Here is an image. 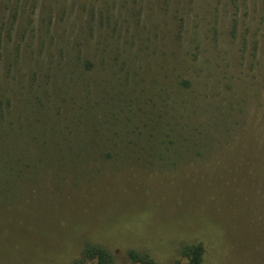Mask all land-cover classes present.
Wrapping results in <instances>:
<instances>
[{
    "label": "rangeland",
    "instance_id": "374dc122",
    "mask_svg": "<svg viewBox=\"0 0 264 264\" xmlns=\"http://www.w3.org/2000/svg\"><path fill=\"white\" fill-rule=\"evenodd\" d=\"M90 244L264 264V0H0V264Z\"/></svg>",
    "mask_w": 264,
    "mask_h": 264
},
{
    "label": "trees",
    "instance_id": "16d2710c",
    "mask_svg": "<svg viewBox=\"0 0 264 264\" xmlns=\"http://www.w3.org/2000/svg\"><path fill=\"white\" fill-rule=\"evenodd\" d=\"M188 81L186 80H180L179 84L177 85V88H180L183 85H188ZM166 93L165 91H163ZM170 97V96H166ZM174 99L177 101L178 99L174 96ZM173 102V97H172ZM178 103V102H177ZM187 106V105H186ZM186 106H184V109H186ZM83 152L84 149L81 148ZM80 150V152H81ZM69 152V151H67ZM124 209H119L116 213H119L117 217L111 218V223H107V230L111 231V225H116V227H119L120 230H124L129 226V219L123 214ZM115 213V214H116ZM139 218V217H138ZM134 219V222H137V219ZM122 223V226H121ZM133 224L130 223V226ZM82 231V229L78 230ZM108 232V231H105ZM204 254V247L202 244L197 245H187L183 247L182 255L188 260L189 264H201L202 258ZM129 256L134 264H157V262L153 259V257L142 251H138L136 249H131L129 251ZM83 259L75 261L73 264H88V262H95L96 264H117L114 254L111 252L110 249L105 248L102 245L97 244H90L88 245L84 252H83ZM178 264V263H175Z\"/></svg>",
    "mask_w": 264,
    "mask_h": 264
}]
</instances>
